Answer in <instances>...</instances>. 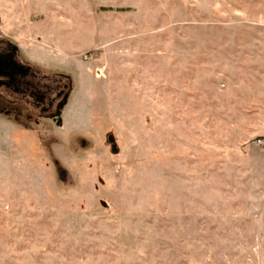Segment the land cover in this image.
<instances>
[{
	"label": "rangeland",
	"instance_id": "rangeland-1",
	"mask_svg": "<svg viewBox=\"0 0 264 264\" xmlns=\"http://www.w3.org/2000/svg\"><path fill=\"white\" fill-rule=\"evenodd\" d=\"M0 45L65 91L0 87V264H264V0H0Z\"/></svg>",
	"mask_w": 264,
	"mask_h": 264
},
{
	"label": "flooded vegetation",
	"instance_id": "flooded-vegetation-1",
	"mask_svg": "<svg viewBox=\"0 0 264 264\" xmlns=\"http://www.w3.org/2000/svg\"><path fill=\"white\" fill-rule=\"evenodd\" d=\"M1 46L0 62H5L10 68H0V87L11 95L29 97L35 101L36 106L43 105L44 112L53 109L55 101L61 98L65 91H57L60 88L58 85L52 86L51 82L45 80L46 76H40L39 72L20 61L14 48Z\"/></svg>",
	"mask_w": 264,
	"mask_h": 264
},
{
	"label": "water",
	"instance_id": "water-1",
	"mask_svg": "<svg viewBox=\"0 0 264 264\" xmlns=\"http://www.w3.org/2000/svg\"><path fill=\"white\" fill-rule=\"evenodd\" d=\"M0 68L1 69L3 68L4 70H8L10 68V66L9 65H6L5 62L1 61L0 62ZM108 140H109L110 143L113 144V146H112V152L113 153H117V148L114 145L115 144V138L112 135H110ZM103 205L105 206V203H103Z\"/></svg>",
	"mask_w": 264,
	"mask_h": 264
},
{
	"label": "built area",
	"instance_id": "built-area-1",
	"mask_svg": "<svg viewBox=\"0 0 264 264\" xmlns=\"http://www.w3.org/2000/svg\"><path fill=\"white\" fill-rule=\"evenodd\" d=\"M257 142L260 144V143H262V140H258Z\"/></svg>",
	"mask_w": 264,
	"mask_h": 264
}]
</instances>
